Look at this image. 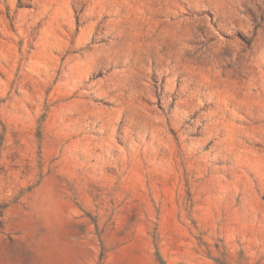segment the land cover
<instances>
[{
    "label": "rangeland",
    "instance_id": "obj_1",
    "mask_svg": "<svg viewBox=\"0 0 264 264\" xmlns=\"http://www.w3.org/2000/svg\"><path fill=\"white\" fill-rule=\"evenodd\" d=\"M0 264H264V0H0Z\"/></svg>",
    "mask_w": 264,
    "mask_h": 264
}]
</instances>
